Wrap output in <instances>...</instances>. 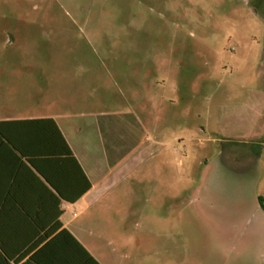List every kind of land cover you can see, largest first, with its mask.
Segmentation results:
<instances>
[{"label":"rangeland","instance_id":"obj_1","mask_svg":"<svg viewBox=\"0 0 264 264\" xmlns=\"http://www.w3.org/2000/svg\"><path fill=\"white\" fill-rule=\"evenodd\" d=\"M0 16L19 29L1 61L92 101L62 108L98 159L90 113L149 91L148 158L74 210L95 264H264V0H0Z\"/></svg>","mask_w":264,"mask_h":264},{"label":"crops","instance_id":"obj_2","mask_svg":"<svg viewBox=\"0 0 264 264\" xmlns=\"http://www.w3.org/2000/svg\"><path fill=\"white\" fill-rule=\"evenodd\" d=\"M18 31H9L0 16V46H13ZM145 73L143 84L149 90L155 80L151 72ZM127 78L137 81L130 74ZM137 84L139 93H129L127 102L116 105L118 96L105 95L107 106L90 113L91 127L104 148L98 159L93 141L76 135L82 127L62 108L79 103L89 107L92 101L86 93L56 97L36 61L0 60V264H95L85 230L72 223L78 215L74 210L97 204L109 193L114 187L111 176L123 165L131 169L134 160L148 158L143 153L150 142L151 98ZM129 96L139 99L133 102ZM39 118L55 120L73 156L65 154L49 128L18 122ZM141 148L142 154L134 157ZM56 224L59 228L53 230Z\"/></svg>","mask_w":264,"mask_h":264},{"label":"trees","instance_id":"obj_3","mask_svg":"<svg viewBox=\"0 0 264 264\" xmlns=\"http://www.w3.org/2000/svg\"><path fill=\"white\" fill-rule=\"evenodd\" d=\"M253 7V6H252ZM254 11H256L257 13V9L255 7H253ZM18 122H25V123H32V124H41V126H43L44 128H49L53 133L56 134L57 138H60L62 144H63V148H64V152L66 155H71L73 156V153L66 141V139L64 138V136L62 135L57 123L55 122L54 119L52 118H39V119H27V120H18ZM47 124V125H46ZM91 187V183L89 181V179H87V191L90 189ZM80 197V196H78ZM259 203L261 205V207L264 209V195L263 196H259L258 197ZM59 228V224H56L54 226L53 230H57ZM50 235V234H47Z\"/></svg>","mask_w":264,"mask_h":264},{"label":"flooded vegetation","instance_id":"obj_4","mask_svg":"<svg viewBox=\"0 0 264 264\" xmlns=\"http://www.w3.org/2000/svg\"><path fill=\"white\" fill-rule=\"evenodd\" d=\"M258 156H259L258 153L254 155V158H253V160H252L253 163H257V161H258Z\"/></svg>","mask_w":264,"mask_h":264}]
</instances>
